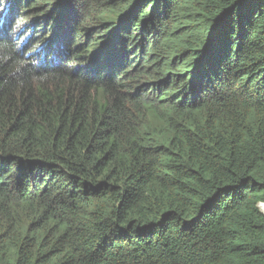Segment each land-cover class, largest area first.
Instances as JSON below:
<instances>
[{"label":"trees","instance_id":"16d2710c","mask_svg":"<svg viewBox=\"0 0 264 264\" xmlns=\"http://www.w3.org/2000/svg\"><path fill=\"white\" fill-rule=\"evenodd\" d=\"M2 11L0 264H264V0Z\"/></svg>","mask_w":264,"mask_h":264},{"label":"rangeland","instance_id":"374dc122","mask_svg":"<svg viewBox=\"0 0 264 264\" xmlns=\"http://www.w3.org/2000/svg\"><path fill=\"white\" fill-rule=\"evenodd\" d=\"M7 0H0V7L5 4ZM59 6V5H57ZM77 17L75 18V28L81 33V36L77 37V40H84V38L87 36V45H91L97 41L104 42L107 39H111L112 36H105L103 35L104 32H106L110 27H106L102 30H98L100 24L103 22V19H96L93 23L87 26V23L85 22L77 25L76 23ZM20 27V25L18 26ZM86 29H89V32H86ZM29 30V25L26 26L25 30L20 33V37L24 36L26 32ZM42 30V29H41ZM37 35V34H36ZM113 42L111 41L109 44L105 46L106 51L114 50Z\"/></svg>","mask_w":264,"mask_h":264},{"label":"clouds","instance_id":"9594fccd","mask_svg":"<svg viewBox=\"0 0 264 264\" xmlns=\"http://www.w3.org/2000/svg\"><path fill=\"white\" fill-rule=\"evenodd\" d=\"M7 6V2H5V4L4 5H2L1 7H6ZM0 7V8H1ZM10 12H8V11H2V12H0V33H1V31L4 29V25H5V23H6V21H8V14H9ZM20 25V27H18ZM29 24L27 23V24H25V26H23V28H22V23H18L17 24V26L14 28V30H15V32L18 34V39H23L22 41H19L18 42V48L16 49L17 51H19L20 53H24V55H23V57L24 58H26V57H31L32 55H34V54H40V52H41V48H40V46L37 48L38 50V52H34V53H32V54H29V55H26V53L28 52L27 51V44L28 43H30V41H31V39H32V36H34L35 35V33H31V32H29V30H30V25H29V30L26 32V34L24 35V36H22V37H20V33L22 32V31H24L25 30V28H26V26H28ZM29 32V33H28ZM27 35V36H26ZM16 41H18V40H16ZM35 41V40H34ZM33 43L34 42H31V46L33 45Z\"/></svg>","mask_w":264,"mask_h":264},{"label":"bare ground","instance_id":"6f19581e","mask_svg":"<svg viewBox=\"0 0 264 264\" xmlns=\"http://www.w3.org/2000/svg\"><path fill=\"white\" fill-rule=\"evenodd\" d=\"M260 204H264V203H260ZM259 205V204H258ZM259 210V209H258ZM261 213V212H260Z\"/></svg>","mask_w":264,"mask_h":264},{"label":"water","instance_id":"95a60500","mask_svg":"<svg viewBox=\"0 0 264 264\" xmlns=\"http://www.w3.org/2000/svg\"><path fill=\"white\" fill-rule=\"evenodd\" d=\"M257 208H258V205H257ZM262 214V213H261Z\"/></svg>","mask_w":264,"mask_h":264}]
</instances>
